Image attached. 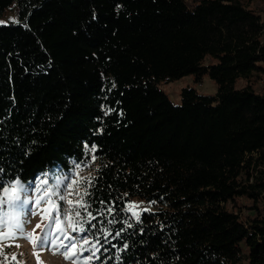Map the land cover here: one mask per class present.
<instances>
[{
	"label": "trees",
	"instance_id": "1",
	"mask_svg": "<svg viewBox=\"0 0 264 264\" xmlns=\"http://www.w3.org/2000/svg\"><path fill=\"white\" fill-rule=\"evenodd\" d=\"M6 18L0 188L95 146L92 264H264V0H0ZM188 74L216 95L175 104L160 85Z\"/></svg>",
	"mask_w": 264,
	"mask_h": 264
},
{
	"label": "rangeland",
	"instance_id": "2",
	"mask_svg": "<svg viewBox=\"0 0 264 264\" xmlns=\"http://www.w3.org/2000/svg\"><path fill=\"white\" fill-rule=\"evenodd\" d=\"M9 16L16 19L17 10H11L8 13ZM0 22L6 23V19H0ZM160 87L168 94L170 99L175 104L181 103V92L184 87H194L200 93L208 95H216L218 92V84L216 81L206 76L201 80L196 79L194 74L185 75L179 79L173 80L168 83H163ZM90 158L87 164L73 162V169L71 172H60L59 175L49 176L46 174L40 179L24 184L26 192L22 193V200L24 198H30L32 203L23 204L20 203L16 207V211L20 213L21 219L24 222V233L16 232V239H3L0 240V259L3 260V263L0 264H38L37 255L39 254V264H92L93 257L96 254V249L92 247L95 242H92V239L88 236H84L79 230L73 231L70 221L66 216H71L73 221H75V211L73 204H69L68 201L71 200L74 203L81 199V195L76 193H84L88 191V187L84 184V179L92 177L93 170L97 164L96 158L93 160L92 157L94 153L90 148H87ZM95 157V156H94ZM42 179L47 180L46 185L40 184ZM50 188L58 193H61L65 196L64 200H60L58 196L52 195L51 199L56 201L61 209L60 213V223H56L54 218L57 213L55 211L44 212V209L50 208V205L44 200L37 205L35 200L38 196H43V189ZM4 193H2V196ZM7 199V197H4ZM244 206L251 204L246 199L241 200ZM264 205V200L261 202ZM130 205H138L139 207L130 208L135 212H140L142 209H153L154 205L152 203H146L138 199L133 200ZM232 207L233 205L230 204ZM262 206V205H261ZM9 211L8 206L4 205L0 209V215H3L4 212ZM244 213H247V207L243 208ZM31 212V214H29ZM41 225L40 228H37V225ZM51 225V233L53 238L59 235L60 229H66L67 235L69 237H74L77 244V248L72 250L78 252L76 256H72V251L68 254L72 256V259H66L63 252L64 249L60 248L58 245L62 242L64 244L69 243L68 240H65L63 236H60V239L56 241L57 247L53 248L52 246L45 247H34L32 241L24 238L25 234H31L33 239L36 240V244L39 245L40 239L45 237V234L49 231V228L46 226ZM4 234L8 235L10 233L9 228H5ZM88 240L91 243L84 244V240ZM11 245V246H9ZM19 245V246H17ZM93 253H95L93 255ZM92 257L91 260H86L87 257ZM15 257V259H13Z\"/></svg>",
	"mask_w": 264,
	"mask_h": 264
},
{
	"label": "snow or ice",
	"instance_id": "3",
	"mask_svg": "<svg viewBox=\"0 0 264 264\" xmlns=\"http://www.w3.org/2000/svg\"><path fill=\"white\" fill-rule=\"evenodd\" d=\"M3 23V22H0ZM92 152H95V146H93L91 148ZM92 159L94 160L95 157L93 156ZM3 170L0 169V172H2ZM95 178L93 177H89V178H85L84 179V184L90 188L93 184V180ZM40 184L42 185H46L47 184V180L46 179H42L40 181ZM0 191H2L4 193L3 197H0V209H2V207L4 205L8 206L9 211L4 212L3 215H0V240L3 239H16L18 238L16 236V232H20V233H24L25 229H24V222L21 219L20 213H18L16 211V207L18 204L23 203V204H29L32 203L30 198H24L22 200V193L26 192L27 189L24 188V186L22 185L21 181L19 179H16L14 182H7V187H3L0 188ZM43 196H38V198L35 200V203L37 205H39L42 200H44L46 203H48L50 205V208L48 209H44V212H50V211H55L57 213L56 217L54 218L56 223H60V213H61V209L59 207V205L57 204L56 201L51 199L52 195H56L59 197L60 200H64L65 196L61 193H58L50 188H44L43 190ZM78 195H81V199L77 202H73L71 200L68 201L69 204H73V208L75 211V221H73V218L71 216H66V218L70 221L71 223V227L72 230L75 232L77 230H79L80 232H84L85 229L82 225V223H80V221H82L84 219L83 213L81 210H83V212L87 213V216L90 219H96L95 216L92 215V212L89 211V209L91 208V204L87 201V199H85V197L90 196L89 192H84V193H76ZM4 197H7V199H5ZM101 204H104V201H100ZM133 207H139L138 205H130V208ZM147 209H145L146 211ZM104 211L107 212H112L113 209L111 207L107 208V209H102L100 211V215H103ZM31 214V212L29 213ZM132 215L136 216L137 220L139 219V216L137 213L133 212ZM111 222V221H110ZM41 225H37V228H40ZM49 228V231L45 234V237L43 238H39L40 239V243L39 245L36 244V240L33 239L31 234H25L24 238L29 239L30 241H32L34 247H45V246H52L53 248L57 247L56 241H58L60 239V236H63L65 240H68L69 243L64 244V243H60L58 246L60 248L64 249V256L66 259H72V256H76L78 254V252L76 251H72L74 249L77 248V244L75 242V238L74 237H69L67 235V231L66 229H60L59 230V235L56 236L55 238H53L52 233H51V225L46 226ZM92 227H95V225H92ZM5 228H9L11 231L8 235L4 234V229ZM110 234V233H109ZM117 236L119 235V232H117L116 234ZM84 244H89L91 243L88 240H84L83 241ZM96 243H99V241L97 240ZM11 246V245H9ZM19 246V245H17ZM93 248L96 249V251H99L98 248H96V245L93 244L92 245ZM124 247L126 248L127 245L125 244ZM72 251V256H69V252ZM35 255H37L38 258V264H39V254L38 253H34ZM95 253H93L94 255ZM13 259H15V257H13ZM92 257H87L86 260H91Z\"/></svg>",
	"mask_w": 264,
	"mask_h": 264
}]
</instances>
